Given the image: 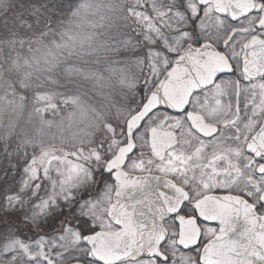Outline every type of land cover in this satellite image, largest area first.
<instances>
[{"label": "snow or ice", "instance_id": "1", "mask_svg": "<svg viewBox=\"0 0 264 264\" xmlns=\"http://www.w3.org/2000/svg\"><path fill=\"white\" fill-rule=\"evenodd\" d=\"M0 264H264V0H0Z\"/></svg>", "mask_w": 264, "mask_h": 264}]
</instances>
